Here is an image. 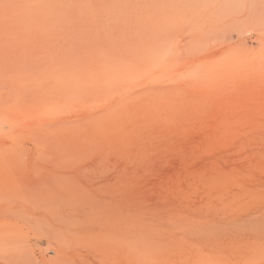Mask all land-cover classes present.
Masks as SVG:
<instances>
[{"label": "rangeland", "instance_id": "obj_1", "mask_svg": "<svg viewBox=\"0 0 264 264\" xmlns=\"http://www.w3.org/2000/svg\"><path fill=\"white\" fill-rule=\"evenodd\" d=\"M0 264H264V0H0Z\"/></svg>", "mask_w": 264, "mask_h": 264}]
</instances>
